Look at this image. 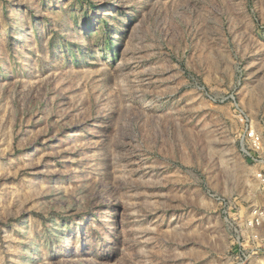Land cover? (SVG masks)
<instances>
[{
    "label": "rangeland",
    "instance_id": "obj_1",
    "mask_svg": "<svg viewBox=\"0 0 264 264\" xmlns=\"http://www.w3.org/2000/svg\"><path fill=\"white\" fill-rule=\"evenodd\" d=\"M245 262L264 0H0V264Z\"/></svg>",
    "mask_w": 264,
    "mask_h": 264
},
{
    "label": "built area",
    "instance_id": "obj_2",
    "mask_svg": "<svg viewBox=\"0 0 264 264\" xmlns=\"http://www.w3.org/2000/svg\"><path fill=\"white\" fill-rule=\"evenodd\" d=\"M260 175L261 174H259V176ZM254 214H255L256 217L252 221L248 222L249 225H251V224H258L259 223V218H260L261 213H257L255 211ZM240 264H246V262L245 263H240Z\"/></svg>",
    "mask_w": 264,
    "mask_h": 264
}]
</instances>
